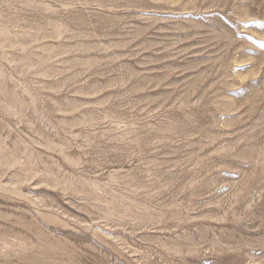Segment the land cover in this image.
Wrapping results in <instances>:
<instances>
[{"label": "rangeland", "instance_id": "obj_1", "mask_svg": "<svg viewBox=\"0 0 264 264\" xmlns=\"http://www.w3.org/2000/svg\"><path fill=\"white\" fill-rule=\"evenodd\" d=\"M0 264H264V0H0Z\"/></svg>", "mask_w": 264, "mask_h": 264}]
</instances>
